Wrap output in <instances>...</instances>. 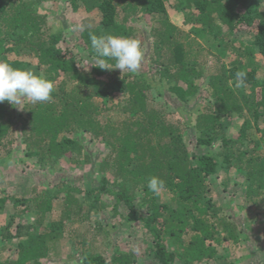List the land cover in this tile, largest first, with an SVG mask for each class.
I'll use <instances>...</instances> for the list:
<instances>
[{"label":"trees","instance_id":"1","mask_svg":"<svg viewBox=\"0 0 264 264\" xmlns=\"http://www.w3.org/2000/svg\"><path fill=\"white\" fill-rule=\"evenodd\" d=\"M57 1L90 17L78 32L70 31L74 42L68 40L69 32L53 33L40 14L43 4ZM170 1L0 0V61L43 74L58 87L47 102L24 99L21 107L0 103V168L10 167L15 156L17 164L23 162L17 157L22 144L26 158L35 159L42 171L65 161L79 170L76 181L84 186L82 190L60 182L40 193L33 189L29 198L0 190V214L8 204L14 211L24 207L21 214L9 216L3 238L16 240V250L0 264H69L66 259L59 262V246L81 234L68 231L67 223L91 221L106 230L111 225L100 220L101 211L117 212L121 205L130 211L127 221L142 222L152 237L149 252L157 264L201 263L214 258L219 246L238 248L236 225L221 216L212 189L221 171L234 170L243 178L244 200L257 207L264 204V138L258 140L252 133L261 131L264 121V75L259 76V69H264V8L259 0H174L184 23L192 25L185 33L169 20ZM132 17L145 18L149 25L158 18L151 28L152 53L135 74L100 69L89 33L132 37L134 30L128 26ZM239 33L248 39L234 38ZM200 41L229 58L228 63L219 58L217 71L208 76L199 64L207 53ZM80 61L90 68H80ZM108 63L114 68V60ZM237 71L246 73V87L235 86ZM67 82L71 90L66 89ZM202 87H207L210 105L193 126L169 123L152 97L153 92L159 97L169 92L184 106L202 96ZM118 94L122 102L108 107ZM109 111L116 113V120L113 116L101 120ZM235 117L243 120L236 139L229 132ZM79 132L90 135L104 151L93 159L82 142L68 137ZM185 133L195 140L193 150ZM13 134L18 138L12 139ZM252 143L255 147L248 150L246 145ZM14 144L17 149L11 148ZM152 176L165 181L162 192L171 194L169 205L148 190ZM79 195L89 201L87 209ZM110 198L112 205L106 203ZM56 203L58 219L48 221ZM75 261L137 264L133 252L116 246L110 259L93 249Z\"/></svg>","mask_w":264,"mask_h":264},{"label":"rangeland","instance_id":"2","mask_svg":"<svg viewBox=\"0 0 264 264\" xmlns=\"http://www.w3.org/2000/svg\"><path fill=\"white\" fill-rule=\"evenodd\" d=\"M259 1L264 8V0ZM170 3L171 6L168 7L170 22L179 27L183 32L190 33L192 25L184 23V15L176 10L175 1L171 0ZM40 14L45 17L48 24L47 26L50 27L53 33L59 31L69 32L67 33L69 34L68 40L72 39L71 41L73 42L74 39L70 35V31L72 30L73 33H76L80 28L90 22V17H88L86 13L83 11H73V8L64 1L43 4ZM157 19V17L153 18L151 25H149L150 22L145 18L139 20L137 17H132L128 21V26H131L134 30L132 37L141 42L145 59L152 53L151 48L153 45V38L151 35V28L153 25H156L155 22ZM225 30L226 27H223V31ZM234 38L241 41L248 39V35L246 33H239L235 34ZM200 42L205 47V51H207L204 58L199 61L205 76L217 71V66H220V63L229 62V58L220 57L216 52L212 51L209 45L204 41ZM61 47L63 50H66L67 44L62 43ZM71 48L69 47V49ZM219 58H221L220 63H218ZM79 67L82 69L90 68L85 62H81ZM262 75H264V69H259V76L262 77ZM65 85L67 90H71V83L67 82ZM57 89L58 87H55V91ZM202 92V96H196L184 106L183 103L178 101L176 97L169 92H167V95L164 94L161 97L153 92L152 97L156 98L154 99L156 107L166 113V119L169 123L179 124L181 127H186V124L193 126L196 117L210 105L207 87H202ZM168 95L172 97V101L171 98L169 99ZM173 99L176 100L174 101ZM26 100L30 101V99ZM122 100L123 97L118 94L115 96L113 103L109 104L108 107L117 105L121 103ZM94 101L100 106L106 105V101L103 102L98 99H95ZM16 107H21V105H16ZM110 116H113L116 120V113L112 111L104 113L101 120H106ZM242 121L243 120L235 117L233 124L230 127V135L235 139L238 137ZM259 128L261 131H264V121L260 122ZM253 131L254 132L252 133L256 135L255 137L258 140L264 138L261 131L255 129H253ZM193 132L196 134V131ZM18 135L13 134L12 139H17ZM68 137L77 142H82L87 148V151L93 155V159L96 158V155H100L98 151H100V153L104 151L103 145L91 141L90 135L85 134L84 132L72 133L68 135ZM185 137L189 149L193 150L194 145L196 144L194 138L189 136L188 133H185ZM246 146L248 150H252L253 147H255L253 143ZM16 147L17 145L14 144L11 148L17 149ZM22 147L24 148L25 145L23 146L21 144L17 157L23 162L17 164L15 162V159L17 158L15 156L12 160L14 163L10 167L3 165L0 168V190L4 189L8 195L29 198L33 189L40 193L44 191L45 186L52 187L55 186V184H60V182H62V184L65 183L66 185L72 184L82 190L84 189L81 181H76L79 176V170L75 169L72 165L64 161L57 166L42 171L35 159L26 158L25 150ZM214 151L218 152L217 150ZM260 151H263V149L261 148ZM26 168L28 169V174L25 171ZM30 169L35 170L31 172ZM241 182H243V178L239 177L234 170L228 173L221 171L218 175V180L212 189L214 193L213 200L220 207L221 216L224 215L226 218H230V221H234V224L236 225V232L238 233L240 240L237 245L238 248H231L229 245L219 246L217 247V253L214 258L195 264H264V204H260L257 207L252 203L246 202L243 198ZM79 197L80 201H85L83 200V195H79ZM160 200L169 205L171 203V194L168 192H161ZM88 202L89 201L84 202V208L86 209L88 207ZM106 203L112 205L113 199L110 198ZM56 206L54 211L51 212L50 217H48V221L58 219L56 213L60 206ZM23 209L24 207H21L14 211L12 205L8 204L5 210L2 211L4 214H0V259L10 258L16 250V240H11V242L4 240V230L8 225L7 221L9 220V216L15 212L21 214V210ZM139 212L141 214L143 213L142 210ZM129 215L130 211L123 205L118 208L117 212L112 210V208L102 210L99 216L100 220L102 219L105 223L111 225L106 230H100L97 223L91 221L82 225L68 222L66 229L68 231H78L81 236L80 239L74 240L73 242L65 239L61 243L57 256L58 259L60 258L59 262H61L60 260L62 259H66L69 264H76L75 262L77 261H75V259L80 258L85 252H90L93 249L95 252L101 253L110 259L111 250L113 246H116L124 252H133L136 256L137 264H157L152 259L149 252L152 248V237L143 228L142 222L138 220L127 221ZM94 217L95 216H93L92 219H95ZM10 233H15L14 226L10 228ZM108 240L111 246L109 245L107 247L106 242ZM79 241H81V243H79ZM175 264L183 263L180 260H177Z\"/></svg>","mask_w":264,"mask_h":264},{"label":"clouds","instance_id":"3","mask_svg":"<svg viewBox=\"0 0 264 264\" xmlns=\"http://www.w3.org/2000/svg\"><path fill=\"white\" fill-rule=\"evenodd\" d=\"M91 46L94 49V61L100 69H119L123 73L129 71L137 73L144 59V51L138 39L126 36L100 35L89 33ZM115 61L114 68L108 61ZM237 88L246 87V73H235ZM55 82L37 75L31 70L14 68L5 61H0V103L5 101L19 105L22 100L32 102H47L52 98ZM11 161L9 165L11 166ZM148 190L160 195L165 190V181L158 176L148 179ZM143 195V193H141Z\"/></svg>","mask_w":264,"mask_h":264}]
</instances>
